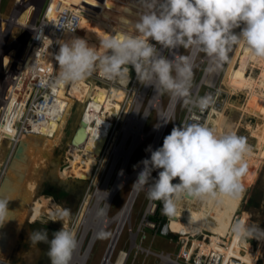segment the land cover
Returning <instances> with one entry per match:
<instances>
[{
	"label": "clouds",
	"instance_id": "clouds-1",
	"mask_svg": "<svg viewBox=\"0 0 264 264\" xmlns=\"http://www.w3.org/2000/svg\"><path fill=\"white\" fill-rule=\"evenodd\" d=\"M130 4L125 12L136 16L133 31L110 34L101 46L78 36L59 41L58 84L85 81L98 72L110 82L127 86L131 68L139 83L170 94L189 110L205 111L214 104V97L193 94V58L179 54L178 49L202 52L216 68L229 61V53L238 45L251 56L264 58V0H130ZM164 50H171V58ZM146 151L150 158L133 166L135 170L142 165V169L131 188L146 191L149 199L163 203L165 214H172L185 195L211 200L239 198L241 178L248 172L245 157L252 148L246 137L234 132L219 135L204 123L185 122L172 128L161 147L152 150L149 146ZM118 175H123V170ZM10 200L9 196L0 197L2 226L14 216L8 209ZM107 207L105 203L98 209V218L105 216ZM57 215L62 222L72 213L60 208ZM231 232L245 241L260 233L243 218L235 220ZM110 236L103 228L97 232L102 240ZM29 239L33 246L47 245L50 264H70L78 244L75 234L64 227L51 239L46 230L31 231Z\"/></svg>",
	"mask_w": 264,
	"mask_h": 264
},
{
	"label": "rangeland",
	"instance_id": "rangeland-1",
	"mask_svg": "<svg viewBox=\"0 0 264 264\" xmlns=\"http://www.w3.org/2000/svg\"><path fill=\"white\" fill-rule=\"evenodd\" d=\"M96 1L97 6H102L104 4H102V0ZM116 1L117 0L112 1L114 2V7L116 5ZM15 2L16 0L0 1V16L2 20V25L5 24L6 20L12 13V9L14 7ZM31 2L38 5L41 0H31ZM34 11L35 8L33 9L32 6L26 7L19 16L17 23L24 22V26L27 25L32 19ZM134 11H136V9H134ZM88 14L92 15L90 13ZM94 16H96L99 21L103 20V14L100 11L97 12V15ZM86 19L87 18H85V20ZM135 19V15L131 16L129 14L125 18L122 17L120 20L122 31H125L131 23H134ZM116 20V16L113 17V19L110 18L108 26L111 27V22H116ZM94 27L95 25L92 26V28ZM239 30L240 29H236L235 31L239 32ZM92 34H95L94 39L88 38L86 34H82L81 38L89 39L88 41L91 44V41L103 42V40H105L109 36L105 33L102 34L100 30H97L96 32L92 31ZM19 35L20 38L18 41V48L15 52L11 51L12 53L14 52V54H16L14 63L17 62V57L20 55L28 39L27 33L23 34L20 28L14 27L11 31L9 41H12ZM71 37L73 36H69L66 40L70 39ZM236 50H238L237 54ZM188 51L189 50H185L182 48L177 50L179 54H188ZM163 54L169 56L170 50H165ZM202 55H204V53L199 52L198 57ZM229 57L230 59L228 62L223 63L222 66L219 68H215V71L219 72L214 81L219 89L217 100L220 102V105L218 107L220 111L216 110L217 112H215V114L211 117L210 113L207 118L206 125H209L211 127L215 126L217 128H220V130L222 131L227 130L224 126H229L236 132L237 135H241L247 138L248 144L253 146L252 151L254 153H260L259 151H262L261 155H263L264 133L260 130L261 127L255 131H252L249 127L251 125V122L256 124H264V95L261 93H257V91L259 90L258 88H255V83L258 81V77L260 75L264 76V58L257 59L256 57L251 56L248 50L243 45H238L234 47L233 50L229 53ZM3 64L5 69H7L11 65V59L8 56H5L3 59ZM205 65V62H201L193 71V87L199 80ZM12 69L10 70V72H12ZM215 71L213 74H215ZM130 73L132 78L130 79V82L127 86H118L120 84L115 83L117 87L115 86L112 88V90L117 89L123 90V92H125V95L123 96L124 101L122 102V105H120L119 110L116 114L118 124L113 131L114 134L112 133L111 137L108 138L102 152L99 154L98 157H96L94 168L89 176L81 177L76 176L75 174L72 175V173H70L71 176L68 175L67 177H64L63 171L69 172V170L65 167V162L67 160L65 157L68 153V146L71 143L72 151L70 150L69 153L82 154L80 150L74 148L73 146V134L75 133V131L77 133L79 129L78 122L81 116L83 115L84 107L87 105V101L89 100L87 96L90 94L92 95L93 90L95 88L94 81H99L96 78L95 74L89 77L86 82L83 81V83L85 82L88 86L86 95H82V98L78 97L77 101H71L73 99L70 100L69 113H66L64 121L59 124V130L57 131L58 125L55 123L49 124L41 130L42 134L47 136L48 138H51L56 133L54 139H51L52 142H50L46 146L42 145L38 148L39 151H36V146L38 145V143H43V139L45 138L29 137V142L32 146L30 147L31 152H25L24 158L21 159L22 161L19 160L17 162V164L20 163L19 166L11 165L12 168H10L6 175L9 176L10 181L12 182L11 186H13L14 189L9 197L13 205H15V209L17 208L18 211L19 209L23 211L25 207H27V210H29V216L24 223L27 225L28 228H30L31 231L46 230L48 232L49 239H51L55 232L61 230L62 227H64L75 234L77 241L81 235H83L84 238L86 235L85 243L88 242L90 238L91 241H94L95 237L97 236V232L100 231L101 218H99V221L97 222L95 228L90 224H84V219L87 218V214L84 212V210L87 208L89 209L90 206L92 207L94 205H96V210H98L102 207H105V203H107L110 207H108V211L106 208V211L108 216H111L119 207L122 206L124 201L127 202V197H130L128 195H130V192L132 191L131 185L135 182L133 181V179L128 178L133 175L132 173H134L133 166L138 165L139 162L143 160L144 156L145 158L146 156H148V151H146V149L151 146L152 143V139H148V137L152 134L149 132L154 127V125L157 124V112L153 110V112L151 113L150 109L151 114L149 115V117H146L145 126L142 129L144 130V132L140 131L138 140L136 142L130 144L131 137L129 132L127 133V135L123 134L121 137V133L119 131L120 124L124 123L126 116H129L128 121L130 122V120L132 119L131 117L133 116L136 110V106L134 109V105H136V101L140 97V95L142 105L140 110L141 112L139 111V115L137 116L140 119L144 117L145 110L150 106L151 101H154L153 97L155 95V88L153 86H146L139 83L136 80V74L134 70H132L131 68ZM8 81V75H6L0 80V83H2V91L7 86ZM98 85L104 88L106 87V85L102 83ZM207 88L208 87L206 84L201 85L199 89V96H201L203 91ZM157 93L158 92H156V95ZM159 97L162 98V101L164 103L163 106L165 107V109L167 108V106L170 107L172 98L170 94H160ZM182 106V102L178 101L175 110V120L178 125L183 117V112L181 111ZM223 123H225L224 126ZM172 128L173 124L170 123L164 137L170 134ZM219 132L220 131L217 132V134L219 135L228 133ZM142 136H144V138H142ZM26 139L28 140V138ZM128 143L130 145L126 146V144ZM162 143L163 140L160 144V147L162 146ZM116 151L117 153H115ZM122 151H124V153L120 155V152ZM39 152L40 156L35 159L34 156L39 155ZM6 153L7 150L0 149V162H3V160L5 159ZM113 153H115L114 156ZM245 159L248 165L247 173L250 174L252 172V175H249L247 181L250 182L251 179L250 183H252V178H255L256 172L255 170L252 171L251 168L252 165L256 164V162L259 160V157L247 155ZM259 161V169L256 178L259 177V172L262 171V190L258 191L257 193L254 204L255 208L248 211H244L239 208L240 205L237 207L236 205L234 206L226 203L227 206H230V208H228L226 204L223 203V201L220 202L219 200H217V197L214 201H212L211 209L215 201L220 202L217 214H215L214 217L220 220L221 225L224 226L227 225L229 222V220L225 216V213L231 211L232 209L236 210L237 213L242 216L243 219H249L250 222L254 224L261 233H257L260 234V238H264V160L261 159ZM70 166L75 167L73 164ZM121 170H123V175H118ZM152 175L155 178L156 171H154ZM9 178L6 177L4 179V182H6L5 188L7 187L6 189H8L7 185ZM128 180L129 182H127ZM241 183L243 185V188L246 187L245 192H243V195H245L246 193V199L244 201L246 202L248 200V191H250V189L252 188L251 186L254 183L248 188V183H246V185L243 181H241ZM109 189H112V193L109 191ZM111 194H113L112 197ZM109 196L111 197V199ZM104 197H106V200H104ZM182 197L183 201L184 196ZM195 199L199 200L200 198L195 197ZM195 199L192 196H188L187 203L189 202V207H191V202H194ZM230 199L232 198L225 197L224 200ZM237 199L235 201H237ZM146 201H148L147 192H138L134 206L132 208V218H130V223H132L133 228H135L137 225V220L143 210L144 205L146 204ZM235 201L232 200L233 204L235 203ZM60 208H68L71 210L72 216L69 220L62 222L58 221L59 217L57 213ZM162 211L163 210L161 209L160 213H162ZM224 217H226V219H224ZM103 218L106 219L105 216ZM89 221L90 220H88V222ZM180 221L184 222V220ZM173 224L174 226L179 225L178 222H171L172 226ZM82 229L83 232L81 234ZM111 229L112 226H108V228H105L104 230L111 232ZM180 229L184 230L185 232L193 230L190 229L188 226L184 225H180L179 230ZM144 233L146 235V238L141 241L142 246H150L155 251L175 250L174 246L169 242L170 236H163L161 234H156L154 236L153 232L149 229H145ZM141 235L142 234H139L137 238L138 243L140 242ZM107 243L108 238L102 240L97 237L85 264H99L103 252L107 246ZM128 243V233L126 232V227H123L121 229L120 236L118 237L115 243L111 259H113L117 249L126 250L128 248ZM38 247L39 251L41 250L39 253V259L42 260L44 258L43 252H47V245L39 244L36 247L37 250ZM131 255L132 251L130 252L129 258L131 257ZM142 259L143 254H138L137 263L139 264ZM146 262H148V264H155V258H148ZM259 264L262 263L259 262Z\"/></svg>",
	"mask_w": 264,
	"mask_h": 264
},
{
	"label": "built area",
	"instance_id": "built-area-1",
	"mask_svg": "<svg viewBox=\"0 0 264 264\" xmlns=\"http://www.w3.org/2000/svg\"><path fill=\"white\" fill-rule=\"evenodd\" d=\"M91 1V4L79 7L72 5L67 2V0H41L38 5L31 2V0H16L12 13L4 25H2L0 16V80L6 75L9 76L7 86L3 91L1 90L2 83H0V139L3 142H7L8 148L5 159L0 164V184L7 173L12 155L18 144L28 137L40 136L42 134L41 130L48 123L59 125L67 111L70 109L69 99L77 101L76 97H71V84L64 85L56 82V77L59 71L56 54L59 51V41H64L67 36H77L83 17L89 19L92 17L88 15L87 12L92 15H97V12H101L102 6L94 4L93 2H97L96 0ZM103 3L104 0L102 4ZM30 6H32L33 9L35 8L32 19L27 25H25L26 27L18 25L17 20L19 16L26 7ZM14 27L20 28L23 34H28L26 44L20 55L17 57L16 63H14L16 58L14 52L18 48L20 35L12 41H9L11 31ZM11 51L14 52L12 53ZM188 54H190V49ZM198 54L199 52L196 50V55L193 59V71L201 62H205L206 65L199 80L195 84V86L199 84V88L197 91H193V94L199 96L201 85L206 84L208 88L203 91L201 96L212 95L215 102L205 111H200L198 109L189 110V108L182 106L181 111L183 112V117L179 124L185 122L206 124L210 112L219 110L218 107L220 102L217 100L219 89L214 81L219 72L215 71L216 67H214L211 58L205 54L198 57ZM5 56H8L11 59L13 69L11 68V65L5 69L3 64ZM11 69L12 72H10ZM214 71L215 74H213ZM94 74L99 80L94 81V84L102 83L106 85L105 88L116 86L114 82L106 80L98 72ZM207 74L208 76H206ZM86 81L87 80H85V82ZM87 97L89 98V101L85 109L86 113L88 110H90L89 112H92L94 109V106L91 105V100L93 99L92 95L90 94ZM113 100L114 98H112V101ZM114 101L116 102L117 107L115 110L110 108V112H107L105 108L98 105L99 112L96 116L99 115V118L105 119L107 124L105 140L99 154L102 152L108 138L111 137L118 124L116 114L124 100L123 98H120L119 100ZM135 106L136 105H134V109ZM168 108L169 106H167L166 109L162 106L161 112H159L158 109H154L157 112L156 123L160 120V116L163 112L168 111ZM175 110L176 107L168 118L166 131L170 123L173 124V127L179 126L175 120ZM125 118L124 123L120 124L119 131L121 137L125 134L130 123L128 121L129 116H126ZM94 125H96V122ZM70 150L71 144L68 146V152H70ZM99 154L96 157H98ZM114 154L115 153H113V156ZM158 171L159 170H156V176ZM173 183H177V181H173ZM180 199L182 201L183 197ZM134 203L135 201L129 206L128 211L123 213V207L125 206L124 201L122 206L111 216H108L107 214V207L105 214L106 219H100V230L102 228H108V226H112V229L110 232L111 236L108 238L107 246L99 264H137L136 260L138 254H143L142 262L139 264H148L146 260L151 257L155 258V264H259V262L264 264V238H260V234H256V238L245 241L237 239L231 232V225L237 218H242L236 210H234L230 217L229 223L225 229V234H219L207 227H200L199 225H194V229L189 232H185L181 229L177 232L173 231L171 228V222L177 212L176 208L172 214H165L164 211L160 213V210H163V203L149 198L137 220L136 227L133 228L132 223H130V218H132V208ZM188 203L184 199L178 206L180 216L177 217L185 222L186 213L189 208ZM117 226H119L118 229ZM123 227H126V232L128 233V248L126 250L117 249L113 259H111L115 243L120 236ZM145 229H149L155 235L161 234L163 236H170L169 242L174 244L175 250L155 251L150 246H142L141 241L146 238L144 233ZM139 234L142 235L140 236V242L138 243L137 238ZM113 236H115L113 248L105 260L108 245ZM96 238L97 236L90 246L89 252L85 255L83 262H80V257L88 247L87 242H84L81 250L79 249L75 254L73 253L70 264H85ZM246 242H252L251 246H247L245 244ZM131 251L132 255L129 258ZM80 252L83 254H80ZM0 264H2L1 260Z\"/></svg>",
	"mask_w": 264,
	"mask_h": 264
},
{
	"label": "bare ground",
	"instance_id": "bare-ground-1",
	"mask_svg": "<svg viewBox=\"0 0 264 264\" xmlns=\"http://www.w3.org/2000/svg\"><path fill=\"white\" fill-rule=\"evenodd\" d=\"M112 1L113 0H111V1L105 0L104 1V4L102 5V9H101V12L103 14V20L102 21H99L98 18H96V16H94V15H90L92 17L90 19L87 18L86 20H85L86 17H83V19L80 23L79 29H78V35H77L78 37H81L82 34H86L88 37L90 35L91 27L93 25H95L96 30H100L102 32V34L105 33L107 35H109V34L115 35V34H119L122 31L120 20L122 17L125 18L128 16V13L125 12V6H131L130 0H117L115 7H114V2H112ZM67 2L71 3L74 6L81 7L82 5L86 6V4H91L92 1L91 0H67ZM93 3L96 4V2H93ZM87 14H88V12H87ZM115 16L117 17L116 22H111V27H109L108 24L110 22V18L113 19V17H115ZM18 25L24 26V22L18 23ZM133 29H134V23H131L125 31L131 32V31H133ZM68 37L69 36H67L65 38V40ZM92 37L94 38V35H92ZM236 52H237V50H236ZM190 55L194 59V57L196 55V50L191 49ZM169 58H171L170 55H169ZM206 76H208V74ZM98 84H100V83L95 84V88H94L93 93H92L93 99L91 100L92 102L90 101L91 105L94 106V109L92 110V112H89L90 110H88L86 113L85 109H86L87 105L84 107V113L78 122L79 129H78L77 133H76V131H75V133L73 132L75 134V135L73 134V146H74V148L80 150L82 152V154H76V153L71 154L69 152L67 153V155L65 157L67 159L65 162V167L69 170V172L63 171L65 177L68 175L71 176L70 173H72V175L75 174L76 176H81V177H84V176L87 177L90 175L91 171L94 168V164L96 162V156L99 154L101 147L104 143L106 129H107V124L105 122V119L99 118L100 117L99 115L96 116L97 113L99 112L98 105L105 108L107 112H110L111 111L110 108H113V110H115V108L117 107L116 102L114 100L117 101L120 98H123V96H124L123 90H117V89L112 90L113 87H109V89H108V88L101 87ZM122 86H124V85H122ZM198 88H199V84H197L195 86L193 91H197ZM87 90H88V86L86 85L85 82L83 83V81L71 83V89H70L71 97L82 98V95L83 96L86 95ZM159 96H160V93H157V95H156V91H155V95H154L155 98L153 97L154 101L153 100L151 101L150 106L148 108H146V110H145L144 117L141 119L137 117L139 115V111L141 110V105H142L141 95L137 99L136 110H135L133 116L131 117L132 119L130 120L128 128L125 131L126 135L128 132L130 134V137H131L130 138V140H131L130 144H132L138 140L140 131L144 132V130H142V129L145 126L146 117H149V115L151 114L150 109H151V112L154 109H158L159 112L162 111L161 107L163 106V101H162V98ZM112 98H114L113 101H112ZM69 101H70V99H69ZM88 101H87V103H88ZM177 102H178V100L174 99L173 97L171 98V103H170V107L168 108V111L163 112V114L160 116V120L157 122V124L149 132V133H152L148 137V139L149 138L152 139V143H151L152 144L151 145L152 150H155V149L160 147V144L164 138L165 131L167 128L168 118L172 114L174 108L176 107ZM153 105H154V107H153ZM107 106H110V107H107ZM142 108H143V106H142ZM218 111H220V110H218ZM215 112H217V111L216 110L211 111L210 117L212 115H214ZM65 116L63 117L61 123L63 122ZM95 122H96V125H94ZM165 122H167V123H165ZM49 124H52V123H48V124H46V126ZM133 125H134V127H133ZM157 125H159V126L157 127ZM59 127L60 126L58 125L57 131L59 130ZM216 132H218V131H216ZM55 134H54V136H55ZM54 136H52L51 138H48L47 136L41 134L40 136L30 137V138L40 137V138H45V139L51 140V139H54ZM30 138L28 137V140L27 139L23 140L24 141L23 143L25 144V147L22 145V147L24 148V154H25V152H29L30 147H32L30 142H29ZM142 138H144V136H142ZM3 143L4 142L0 139V147ZM130 144L128 143V144H126V146L130 145ZM252 147L253 146H251V148ZM259 152L260 153H254L253 151H251L250 154H253L254 156H257V157L264 160V154L261 155L262 151H259ZM115 153H117V151ZM123 153H124V151L120 152V155H122ZM23 156H24L23 154H21L18 158L16 156L14 159L13 165L19 166L20 163L17 164V162L19 160L23 159L24 158ZM148 158H150V152H148V156H146L145 159H148ZM72 164L75 167L70 166ZM141 169H142V165L140 167H137L133 171L134 172V173H132L133 175L131 177H129L128 179H133V181H135L137 178V175H138L139 171H141ZM66 173H67V175H66ZM127 182H129V180ZM5 183L6 182H4L1 186V193L7 188V187L5 188ZM9 183L10 182L8 179V185H9ZM122 185H124V184H122ZM109 191L111 192L112 189L111 190L109 189ZM137 193H138L137 191H134L132 189V191L130 192V195H128L130 197H127L128 200H126L127 202H125V206L123 207V213L128 211L129 206H131L133 204V202L136 199ZM112 196H113V194H111V197ZM188 196L189 195L184 196V199L186 200V202L188 201ZM111 197H110V199H111ZM194 199H195V197H194ZM212 201H214V200L207 199V198H200L199 200L195 199L194 202H191V207L188 208V210L190 209V210L195 211V212H192L193 213V217L191 218L192 222H188V221L182 222V221L178 220V217H177V216H180V210H179L178 206L182 203L181 199H179L177 201V205H176L177 212H176V215H175L172 222L173 223L178 222L179 223L178 227L180 225L181 226L184 225V226H188L190 229H194V225H199L200 227H207V228H209V229H211V230H213L219 234H225V229H226L227 225H225V226L221 225L220 220H218V219H216V217H214L215 214H217L220 202L215 201L213 204V207L211 209ZM99 204H100V202H99ZM226 206H227V204H226ZM90 207H89V209L87 208L88 210L87 209L84 210V212L87 214V218L84 219V224H90L95 228L97 222L99 221V218L96 215L98 210H96V205L92 206L91 208ZM227 207L230 208L229 205ZM224 219H226V217H224ZM88 220H90V221L88 222ZM94 228H93V230H94ZM118 228H119V226H117V229ZM171 228L173 231H177L174 228V224H173V226L171 225ZM82 232H83V229L81 231V234H82ZM85 240H86V235H85V238L83 237V235H81L79 238L78 244H77V248L74 251V254L79 249L80 250L82 249V246L84 245ZM114 240H115V236H113L111 242L108 245V250H107V253L105 256V260L107 259L109 253L111 252V250L113 248ZM87 243H88V247L83 252L84 254L82 252H80V254H83L80 257V262L81 261L83 262L85 255L89 252L90 246L93 243V241H91V238ZM245 244L247 246H251L252 242H246Z\"/></svg>",
	"mask_w": 264,
	"mask_h": 264
},
{
	"label": "crops",
	"instance_id": "crops-1",
	"mask_svg": "<svg viewBox=\"0 0 264 264\" xmlns=\"http://www.w3.org/2000/svg\"><path fill=\"white\" fill-rule=\"evenodd\" d=\"M237 52H238V50H237ZM237 52H236V54H237ZM255 88H258V90H259V91H257V93H261L264 95V76L263 75H260L258 77V81L255 83ZM224 124L225 123H223V125ZM259 162L260 161L258 160V164H259ZM0 164H1V162H0ZM11 165L13 166V161H10V165L7 169V173L10 170V168H12ZM7 177L9 178L8 175H7ZM248 177H249L248 173L242 177L241 181H243L245 185H246V183H248L247 182ZM3 182H4V180H3ZM3 182L1 181L0 185H2ZM9 182L10 183L8 185V189H5V191L2 192L0 197L10 196V194H12L14 188H13V186H11L12 184H11L10 178H9ZM245 188H243V192H245ZM243 192H242V196H240L239 199H237V207L239 205H242V203L246 199V193H245V195H243ZM225 197L226 196H220V197H218L217 200H219L220 202L223 201V203H225L224 202ZM242 197H243V199H242ZM14 206L15 205H13V203L10 200L9 204H8V209L10 212L14 213V216L10 220H8L3 226L0 225V260L2 261V264H50V260L47 256V252H43L44 258L42 260L39 259V257H40L39 253L41 250L39 251V247L37 250L36 247L38 245L33 246L30 242L29 235H30L31 230L24 223L25 220H27V218L29 216V210H27V207H25L23 209V211L20 209L18 211V209L17 208L15 209ZM232 211H233V209L231 211L225 213V216L227 217L228 220H230V217L232 215ZM174 228H175V230L179 231L180 226L179 227L174 226ZM154 236H155V234H154ZM170 244H172L174 246L173 243H170ZM141 262H142V260H141Z\"/></svg>",
	"mask_w": 264,
	"mask_h": 264
},
{
	"label": "trees",
	"instance_id": "trees-1",
	"mask_svg": "<svg viewBox=\"0 0 264 264\" xmlns=\"http://www.w3.org/2000/svg\"><path fill=\"white\" fill-rule=\"evenodd\" d=\"M94 26V25H93ZM92 31H97L96 30V26L94 27V28H92L91 27V31H90V35L88 36V38H90V39H94L93 37H92ZM110 35V34H109ZM87 40H89V39H87ZM102 40H103V38H102ZM91 44H94V45H97V46H101L102 45V42H97V41H91ZM100 50L101 51H103V49H102V47L100 48ZM71 100V99H70ZM71 101H73V100H71ZM248 109V108H247ZM67 113H69V111L67 112ZM66 117V116H65ZM65 119V118H64ZM212 119V118H211ZM64 121V120H63ZM214 125H216V124H214ZM209 126V125H208ZM224 126V125H223ZM211 127V126H210ZM227 130L226 131H222V130H220V128H217V127H215V126H212L211 128L213 129V130H215V131H220V132H234V133H236L232 128H230L229 126H224ZM261 127V131L264 133V124L263 123H261V124H256V123H251V125H250V129L252 130V131H255V130H257L258 128H260ZM43 143H38V145L36 146L37 147V149H36V151H39V147H41L42 145L43 146H46V145H48L50 142H52V140H48V139H43ZM0 149H5V150H8V148H7V146L5 147V143H3L2 145H1V147H0ZM31 151H29V153H30ZM39 155H35L34 157H35V159H37L39 156H40V152L38 153ZM248 155H251V156H254L253 154H248ZM33 156V155H32ZM261 158H259V160H260ZM256 165V166H255ZM258 169H259V164H258V161L256 162V164H254V165H252V168H251V170L252 171H254L255 170V172H256V175H255V178H256V176H257V174H258ZM252 173V172H251ZM250 173V174H251ZM249 174V175H250ZM255 174V173H254ZM252 175V174H251ZM262 175H263V172L262 171H260L259 172V177H257L256 179L255 178H252V183H250L251 182V179H250V182H248V186L247 187H249V186H251L253 183V185L251 186L252 188L250 189V191H248L249 193H248V195H247V201L246 202H243V204L242 205H240V209H242V210H244V211H248V210H251V209H254L255 207H254V204H255V200H256V196H257V193H258V191H261L262 189H261V179H262ZM64 177H65V175H63ZM67 177V176H66ZM74 178V177H73ZM250 183V184H249ZM242 195V194H241ZM250 195V196H249ZM232 200H236V199H230V200H224L225 201V203H227V204H230V205H236L237 206V201H235V203L233 204V202H232ZM237 208V207H236ZM234 212V210L232 211V213Z\"/></svg>",
	"mask_w": 264,
	"mask_h": 264
},
{
	"label": "water",
	"instance_id": "water-1",
	"mask_svg": "<svg viewBox=\"0 0 264 264\" xmlns=\"http://www.w3.org/2000/svg\"><path fill=\"white\" fill-rule=\"evenodd\" d=\"M24 141H21L19 144H18V146L16 147V149L14 150V153H13V155H12V159H11V161H13L14 162V159H15V157L17 156V158L21 155V154H23L24 155V148L22 147V145L25 147V144L23 143ZM4 143H5V146H7V142L6 141H4ZM24 157V156H23ZM12 163V162H11ZM7 177V175H5L4 176V178H3V180L5 179ZM3 180H2V182H3ZM1 186L2 185H0V195L2 194L1 193ZM192 212H195V211H193V210H188V212L186 213V221H188V222H192V220H191V218L193 217V213Z\"/></svg>",
	"mask_w": 264,
	"mask_h": 264
},
{
	"label": "flooded vegetation",
	"instance_id": "flooded-vegetation-1",
	"mask_svg": "<svg viewBox=\"0 0 264 264\" xmlns=\"http://www.w3.org/2000/svg\"><path fill=\"white\" fill-rule=\"evenodd\" d=\"M29 153V152H28Z\"/></svg>",
	"mask_w": 264,
	"mask_h": 264
}]
</instances>
